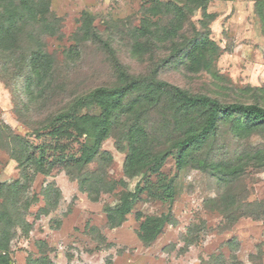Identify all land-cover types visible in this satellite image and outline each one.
I'll use <instances>...</instances> for the list:
<instances>
[{
  "label": "rangeland",
  "instance_id": "obj_1",
  "mask_svg": "<svg viewBox=\"0 0 264 264\" xmlns=\"http://www.w3.org/2000/svg\"><path fill=\"white\" fill-rule=\"evenodd\" d=\"M256 1L208 4L207 11L216 18L207 37L219 48L210 63L211 74L190 69L184 58L161 67L167 50L150 57L135 54L132 32L150 0H50V18L58 20L54 34L24 29L16 53H0V185L11 187L16 182L19 188L15 202L8 191L0 199V209L9 205L0 227L8 238V264H264V164L255 158L256 153L264 154L262 130L238 137L228 123L221 122L200 157L227 167L242 166L240 174L222 176L190 165L178 171L169 157L159 173L175 176L172 203L143 191L125 219L115 223L108 222V216L121 206L124 190L133 191L141 178L129 180L124 175L128 143L123 119L116 118L101 144V151L110 155L108 163L96 157L81 169L56 164L38 173L14 159L24 163L27 157L22 141L34 156L51 145L47 132L40 137L35 133L70 100L119 84L118 70L103 43L134 77L156 73L158 80L193 95L222 103L264 105V18L256 12ZM84 13L91 16L101 43L75 40ZM200 19L199 12L190 18L197 32L203 31L197 23ZM38 41L53 59V78L43 96L35 94L32 99L25 88L28 73L15 59L35 49ZM167 107L162 104L157 109ZM99 113L87 100L79 115ZM148 121L158 129L165 117L155 111ZM161 134L155 136L159 146L154 145L159 154L165 152ZM118 141L122 150L116 148ZM60 144L65 145L64 155L78 157L81 146L90 142L84 137L65 138ZM54 155L48 148V160ZM168 213L171 217L159 236L143 243L138 238L139 223Z\"/></svg>",
  "mask_w": 264,
  "mask_h": 264
},
{
  "label": "trees",
  "instance_id": "obj_2",
  "mask_svg": "<svg viewBox=\"0 0 264 264\" xmlns=\"http://www.w3.org/2000/svg\"><path fill=\"white\" fill-rule=\"evenodd\" d=\"M210 1L150 0L151 4L144 9L139 27L132 32L135 54L138 57H150L158 52L161 54V50H167L168 54L161 67L173 59L184 58L190 69L211 74L210 63L219 48L207 37L208 27L216 18L214 13L207 11ZM255 8L264 18V0H257ZM197 12L201 16L197 22L200 30H203H199L200 32H197L195 24L190 21ZM57 22V19L50 18V0H0V53L15 54L24 29L39 31L44 36L53 35ZM75 37L79 44L102 42L87 13L83 14L82 24ZM34 46L35 49L22 53L15 59V62L21 61V69L28 73L25 88L32 99L35 94L42 97L44 89L50 88L53 78L52 57L45 53L40 41ZM103 47L110 55L115 70H118L119 84L114 87H99L83 98L70 100L65 105L66 109H61L49 119L47 127L38 129L35 133L40 137V134L47 132L51 145L44 146L34 156L29 153L28 143L22 141L21 147L27 157L24 163L21 159L14 158L19 164H25L24 168L29 165L36 172L45 173L46 168L56 164H63L64 168L81 169L91 164L96 157H103L104 162L108 163L110 155L101 151V144L110 136L113 123L117 124V119H123L126 125H121V128L127 127L123 135L128 143L124 175L129 180L140 175L141 178L133 191L124 190L121 206L108 216L110 223L124 220L143 191L162 203H172L175 176L168 178L159 173L169 157L174 158L178 171L190 165L201 172L222 176L233 177L242 172V166L227 167L209 162L201 158L200 153L214 137L221 122L228 123L233 134L238 137H248L253 132L264 131V105L258 102L222 103L206 95H193L158 80L156 73L149 77H134L115 58L109 44L103 43ZM130 98L131 102L126 103ZM87 100H91L99 108V115H79ZM162 104H166L167 109H157ZM155 111L161 112L165 117L164 124L158 129L153 128L148 121V116ZM160 131H163L160 139L163 137L165 143L163 154L154 151V145L159 146L155 136ZM83 137L90 144L81 146L78 157L64 155L65 145L60 144L62 139L78 140ZM48 148L57 153L51 160L46 157ZM116 148L122 150L119 141L116 142ZM255 155L256 160L264 164V154ZM6 191L10 201L15 202L19 193L16 182L11 187L0 185V199L5 198ZM8 206L4 204L0 209V227L1 221L9 214ZM170 217L168 213L144 218L138 226V238L143 243L153 242ZM3 232L0 228V264H8L5 253L8 238Z\"/></svg>",
  "mask_w": 264,
  "mask_h": 264
}]
</instances>
